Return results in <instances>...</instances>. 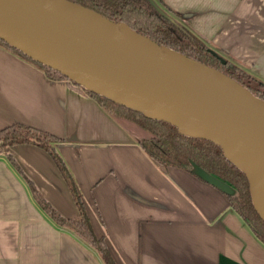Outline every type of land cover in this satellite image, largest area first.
<instances>
[{
    "label": "crops",
    "instance_id": "0c3cea01",
    "mask_svg": "<svg viewBox=\"0 0 264 264\" xmlns=\"http://www.w3.org/2000/svg\"><path fill=\"white\" fill-rule=\"evenodd\" d=\"M195 34L264 82V0H163ZM19 123L62 141L97 236L117 264H264V244L221 190L162 167L92 98L0 47V128ZM0 154V264H104L54 225L27 180L62 217H76L50 155L20 143Z\"/></svg>",
    "mask_w": 264,
    "mask_h": 264
},
{
    "label": "water",
    "instance_id": "95a60500",
    "mask_svg": "<svg viewBox=\"0 0 264 264\" xmlns=\"http://www.w3.org/2000/svg\"><path fill=\"white\" fill-rule=\"evenodd\" d=\"M0 40L76 85L211 139L248 176L253 200L263 187L264 101L217 70L64 0H0ZM244 163L262 171L256 181ZM254 203L264 221V202Z\"/></svg>",
    "mask_w": 264,
    "mask_h": 264
},
{
    "label": "trees",
    "instance_id": "16d2710c",
    "mask_svg": "<svg viewBox=\"0 0 264 264\" xmlns=\"http://www.w3.org/2000/svg\"><path fill=\"white\" fill-rule=\"evenodd\" d=\"M93 11L112 23H123L130 30L144 36L157 46H165L174 53L213 68L245 88L252 96L264 101V82L252 75L242 64L218 50L194 33L163 0H156L162 9L169 11L172 18L153 6L151 0H64ZM182 21V24L178 21ZM0 47L10 51L40 69L50 80H64L72 88L92 98L126 132L131 134L146 156L162 167H176L189 171L205 181L195 169L222 181L229 192L221 191L230 207L246 222L254 235L264 244V221L255 206L252 183L248 176L233 162L227 160L224 149L202 135H188L180 132L175 123L163 119H151L132 106L121 105L111 98L94 93L76 85L61 73L40 64L21 51L0 40ZM62 140L46 131L13 123L0 128V154L18 166L7 148L14 144H33L46 151L66 182L77 215L67 219L62 217L37 192L30 181H26L36 205L57 227L73 233L84 245L94 249L104 264H117L111 256L103 236L93 230L85 204L77 188L74 177L56 144ZM206 182V181H205Z\"/></svg>",
    "mask_w": 264,
    "mask_h": 264
},
{
    "label": "rangeland",
    "instance_id": "374dc122",
    "mask_svg": "<svg viewBox=\"0 0 264 264\" xmlns=\"http://www.w3.org/2000/svg\"><path fill=\"white\" fill-rule=\"evenodd\" d=\"M151 1H152L153 6L157 7L163 14L172 18V14L169 13V11H165L164 9H162L160 7V4L156 0H151ZM178 21L182 24V21H180V20H178ZM244 165H245V168L251 172L252 177H253V182L256 181L259 178V176L261 175L262 171H260L258 168L254 167V166H251V165H248L245 163H244Z\"/></svg>",
    "mask_w": 264,
    "mask_h": 264
},
{
    "label": "bare ground",
    "instance_id": "6f19581e",
    "mask_svg": "<svg viewBox=\"0 0 264 264\" xmlns=\"http://www.w3.org/2000/svg\"><path fill=\"white\" fill-rule=\"evenodd\" d=\"M254 201L256 203L264 202V184H263V187L260 190H256L254 192Z\"/></svg>",
    "mask_w": 264,
    "mask_h": 264
}]
</instances>
